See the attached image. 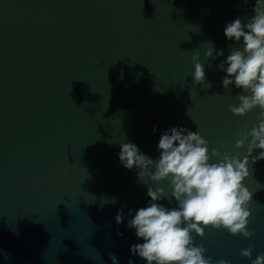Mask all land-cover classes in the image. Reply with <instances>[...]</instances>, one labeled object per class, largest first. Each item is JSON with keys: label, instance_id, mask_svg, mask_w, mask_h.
<instances>
[{"label": "water", "instance_id": "obj_1", "mask_svg": "<svg viewBox=\"0 0 264 264\" xmlns=\"http://www.w3.org/2000/svg\"><path fill=\"white\" fill-rule=\"evenodd\" d=\"M254 4L0 0V264H113L110 254L146 264L130 252L142 240L127 216L119 225L115 217L146 206L155 182L121 164L120 144L156 158L162 132L183 126L210 149L246 153L235 141L258 122L259 109L229 110L240 89L222 86L218 65L237 46L226 23L247 22ZM209 42L224 56L206 57ZM196 53L210 87L194 82ZM244 184L253 235L206 228L195 243L213 260L251 264L241 256L250 245L252 259L264 253V160Z\"/></svg>", "mask_w": 264, "mask_h": 264}, {"label": "clouds", "instance_id": "obj_2", "mask_svg": "<svg viewBox=\"0 0 264 264\" xmlns=\"http://www.w3.org/2000/svg\"><path fill=\"white\" fill-rule=\"evenodd\" d=\"M253 13L247 22L237 17L226 23L225 37L237 46L218 65L225 73L222 86L226 90L232 85L240 89L238 103L229 105V110L244 116L259 109L258 122L235 141L236 148L247 145L245 154L210 149L209 141L199 131L183 126L162 132L156 158L143 153L134 142L120 144L121 164L135 169L141 182H155L147 188L150 199L146 206L130 209L127 214L118 209L115 217L119 225L127 216V226L135 229L142 240L131 244L130 252L146 264H231L229 260L207 256V249L195 243V236L203 237L208 227L226 229L245 238L253 235L248 228L252 192L244 180L250 176V166L264 160V0H255ZM204 55L215 60L224 56V51L209 42ZM193 63L194 82L210 87L199 53L193 56ZM153 131H157L156 127ZM162 182H167L170 191L161 186ZM165 199L169 203L174 199L176 206H166L161 202ZM111 202L115 203V198ZM118 235L123 233L118 231ZM252 255L251 245L241 250V256L249 258L251 264H264V253L255 259ZM110 258L113 264H120L115 254ZM128 264L135 262L129 258Z\"/></svg>", "mask_w": 264, "mask_h": 264}]
</instances>
